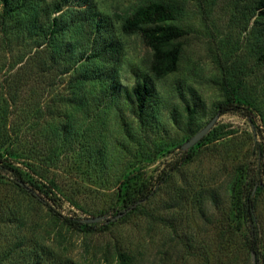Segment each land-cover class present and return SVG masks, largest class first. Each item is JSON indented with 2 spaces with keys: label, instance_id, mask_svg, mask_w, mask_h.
I'll return each instance as SVG.
<instances>
[{
  "label": "rangeland",
  "instance_id": "374dc122",
  "mask_svg": "<svg viewBox=\"0 0 264 264\" xmlns=\"http://www.w3.org/2000/svg\"><path fill=\"white\" fill-rule=\"evenodd\" d=\"M152 1L174 6L177 18L167 24L186 32L178 70L162 80L149 73L151 52L141 38L120 30V17ZM259 1L90 0L110 25L91 39L101 46L103 36L112 34L118 42L117 51L90 66H104L109 77L91 83L81 113L74 103L64 105L46 95L38 108L26 106L32 101L29 94L7 113V126H16L18 150L61 189L62 213L83 220L106 217L102 232L63 229L65 239H51L68 249V256L84 264L110 262L116 247L123 251L130 246L147 263L264 264V181L254 188L261 235L257 256L239 247L246 223L231 200L237 180L248 175L250 180L264 163V156L260 160L256 154L258 148L264 152V17ZM68 16L78 25L68 40L80 48L89 36L85 15ZM106 58L107 63L102 61ZM144 78L154 92L140 120L129 96ZM230 94L249 117L220 111ZM216 117L209 133L183 150ZM181 152L185 165L152 201L113 221L123 210V182L157 176ZM48 224L44 206L0 182V258H27L30 235L47 238L61 230Z\"/></svg>",
  "mask_w": 264,
  "mask_h": 264
},
{
  "label": "trees",
  "instance_id": "16d2710c",
  "mask_svg": "<svg viewBox=\"0 0 264 264\" xmlns=\"http://www.w3.org/2000/svg\"><path fill=\"white\" fill-rule=\"evenodd\" d=\"M257 8L264 17V0L258 2ZM75 13L85 15L82 19L86 21L89 35L88 39L80 43V48L68 40V36L78 27L68 14ZM177 15V9L171 4L152 1L120 17L122 34L139 36L150 50L148 71L156 80H162L178 70L182 56L180 40L186 32L167 24L175 20ZM109 26L92 9L90 0H0V182L6 184L9 190L20 192L44 206L49 227L53 224L61 227L60 231H53L55 236L48 234L46 238L44 235H30L32 247L27 251V258H0V264H84L68 256V249L63 248L62 244L52 243L51 239H65L61 232L63 229L93 234L103 231L100 226L107 227L103 222L89 223L62 213L60 209L65 197L61 189L49 181L36 164L27 162L30 159L28 155L18 150L16 126H7V113L23 104L28 94L32 98L26 105L29 107L38 108L46 95L53 96V101L60 99L64 105L74 103L76 110L83 112V97L88 87L93 82L109 77L104 66L90 68L92 61L117 51L118 42L112 34L103 36L101 46L95 41ZM93 33L95 39H91ZM261 59H264V47ZM108 60L102 61L107 63ZM153 92V85L146 78L132 88L129 97L140 120L145 117ZM67 109L64 108L65 111ZM220 111L250 116V112L237 103L231 94L220 106ZM62 125L65 128L66 123ZM256 154L261 160L264 156L262 148H258ZM186 161L185 152H181L167 160L157 176L143 181L123 182L119 193L123 210L119 216L124 219L144 209ZM244 171L246 175L247 172L249 174L248 168ZM248 177L237 180L231 200L246 223L239 247L242 245V248L257 256L260 253L261 235L256 218L254 188L264 181V163L257 167L247 181ZM17 249L13 251L15 254L18 253ZM138 254V250L130 246L123 247V251L116 247L112 261L102 260L92 264H155L153 261H143ZM259 262L257 260V264Z\"/></svg>",
  "mask_w": 264,
  "mask_h": 264
},
{
  "label": "water",
  "instance_id": "95a60500",
  "mask_svg": "<svg viewBox=\"0 0 264 264\" xmlns=\"http://www.w3.org/2000/svg\"><path fill=\"white\" fill-rule=\"evenodd\" d=\"M217 118L218 117L214 118L203 130L198 132L189 141H187L183 145V150H187V149L195 146L198 142H200L209 133V131L212 129V127L215 125V122H216ZM118 217H121V215L118 216ZM118 217L113 218V221L116 220ZM105 220H106L105 216H100V217H97V218L86 220V222H89V223H100V222H103ZM107 222H109V220Z\"/></svg>",
  "mask_w": 264,
  "mask_h": 264
}]
</instances>
